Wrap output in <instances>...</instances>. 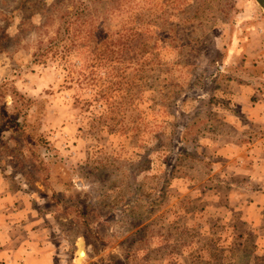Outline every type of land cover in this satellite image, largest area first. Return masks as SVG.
Here are the masks:
<instances>
[{"label": "rangeland", "instance_id": "obj_1", "mask_svg": "<svg viewBox=\"0 0 264 264\" xmlns=\"http://www.w3.org/2000/svg\"><path fill=\"white\" fill-rule=\"evenodd\" d=\"M259 93L258 0H0L2 208L51 264H264L218 147Z\"/></svg>", "mask_w": 264, "mask_h": 264}, {"label": "crops", "instance_id": "obj_2", "mask_svg": "<svg viewBox=\"0 0 264 264\" xmlns=\"http://www.w3.org/2000/svg\"><path fill=\"white\" fill-rule=\"evenodd\" d=\"M259 53L258 56H262V50ZM245 86L250 89V93H254L251 91L254 89L253 86ZM259 94L257 102H252L250 96L249 100H246L247 104L249 101L250 103L242 110V118L245 119L240 121V124L243 128L233 126L230 132L223 131L218 136L220 139H224L221 141L223 143L218 144L219 150L230 152L232 155L227 161V164L233 168L232 174L242 173L247 181L246 185L256 187L248 186V189L245 188L239 194H251L247 209L249 211L256 210L258 214L262 207H257V203H264V112L259 114L261 109H257V105L260 108L264 107V93ZM237 120L239 121V119ZM239 154L238 160L235 159L234 157ZM2 183L0 181V187ZM2 203L3 198L0 197V264H51L48 250L42 244L35 242L34 236L33 239L31 238V231L28 229L32 227V224H21L25 233L28 230L27 236L22 237L20 233H16L17 226L14 221L10 220V215L3 210ZM245 219L250 221L251 217H245Z\"/></svg>", "mask_w": 264, "mask_h": 264}, {"label": "water", "instance_id": "obj_3", "mask_svg": "<svg viewBox=\"0 0 264 264\" xmlns=\"http://www.w3.org/2000/svg\"><path fill=\"white\" fill-rule=\"evenodd\" d=\"M258 2L264 7V0H258Z\"/></svg>", "mask_w": 264, "mask_h": 264}, {"label": "bare ground", "instance_id": "obj_4", "mask_svg": "<svg viewBox=\"0 0 264 264\" xmlns=\"http://www.w3.org/2000/svg\"><path fill=\"white\" fill-rule=\"evenodd\" d=\"M80 254H83V253H82V249L80 250Z\"/></svg>", "mask_w": 264, "mask_h": 264}]
</instances>
